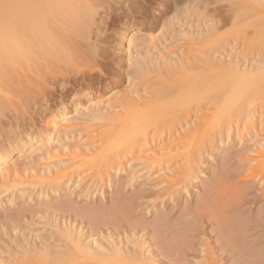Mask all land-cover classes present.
<instances>
[{"label":"bare ground","instance_id":"6f19581e","mask_svg":"<svg viewBox=\"0 0 264 264\" xmlns=\"http://www.w3.org/2000/svg\"><path fill=\"white\" fill-rule=\"evenodd\" d=\"M176 39L182 47H173ZM225 42L241 43V54L256 49L264 55V0H0V113L22 108L24 93L30 110L22 108L28 122L15 121L0 134L6 144L0 151V189L8 193L30 185L37 193L29 198L48 199L32 211L6 209L4 222L0 218V264H227L230 256L233 264H242L249 255L224 237L203 257L189 242H174L170 225L160 224V234L149 240V233H141L154 226L130 219L142 200L131 199L128 207L112 204L91 183L92 174L78 183L80 170L87 168L107 184L102 178L110 164L124 165V158L145 150L151 153L139 161L147 169L184 156L186 165L178 171L190 172L193 148L213 128L230 133L235 120L252 121L259 104L264 115V67L247 73L233 61H212L209 52H219ZM92 129L99 148L61 142ZM46 131L62 135L55 152L60 161L48 166L49 176L14 179L8 158L35 142V152L41 151L53 137L47 140ZM257 154L263 156L264 148ZM75 185L79 188L72 190ZM27 191L5 202L19 207ZM132 237L135 250L128 247ZM150 242L156 249L146 255Z\"/></svg>","mask_w":264,"mask_h":264},{"label":"rangeland","instance_id":"374dc122","mask_svg":"<svg viewBox=\"0 0 264 264\" xmlns=\"http://www.w3.org/2000/svg\"><path fill=\"white\" fill-rule=\"evenodd\" d=\"M99 22L104 21L100 20ZM109 33L113 34L112 32ZM175 41L180 43L175 42L176 44H173L174 48L176 46L177 48L182 47L183 43L180 39ZM242 50L243 46L241 43L234 42L231 44V42H225V47L220 50L222 56L219 55L220 51L215 53L211 51L209 56L212 61H218V58L233 61L242 67L240 72L256 73L258 68L264 67V55L260 57L256 55V49L251 50L249 55L241 54ZM171 57L174 56L172 55ZM127 85L124 84L121 89ZM14 94L15 99L21 97L17 93ZM21 98L22 108H27L26 110L30 111L27 94L24 93ZM209 102L212 101L209 100ZM261 106L262 104L258 105L260 107L259 112L256 111L252 121L247 122L245 118L235 120L230 133H228L226 127L213 128L209 136L200 141L197 148H193L190 172L178 171L186 165L184 156L178 157L172 164L167 163L156 170L151 167L147 169L144 163L139 161L140 158H146L151 153L149 150H145L131 157L124 158L122 160L124 165L120 163L110 164L108 166L109 172L105 171L102 178L107 181V184L101 182L98 171H90L87 168L80 170L81 177L78 183L83 184L82 180L92 174L91 183H98V190H105L112 204L117 201L125 203L124 205L127 206L131 203V199H134L133 201L142 200V205L130 215V219L141 224L146 222L154 226V229L152 227L141 233V235L149 233V240L154 234H160L158 231L160 224L170 225L172 226L169 229L170 238L180 244L189 242V248L192 251H196L199 257H203L206 253L208 254V251L219 248L221 244L218 243V240L220 237H224L227 241L234 243L237 246V250H244L243 252L249 255L243 259L242 264H264V181L262 180L264 175V155L260 157L257 154L258 150L262 151L264 148V115L260 114ZM22 108L15 105L12 109L8 107L4 112L0 113L1 135H5L7 129L12 128L13 122L29 121H27L28 115H25ZM29 124L27 123L28 127H32V124L30 126ZM66 124L65 120L59 126H66ZM41 127L46 130L45 123ZM88 131L82 132L78 140L73 138V140H63L61 142L64 144L68 142L69 145H73L76 149L78 147L82 149L85 145H88V147L83 148L84 150L99 148L101 140L96 138L97 133L92 132L94 131L93 129ZM101 131L98 130V133ZM47 132L45 134L48 140L47 137L53 136V132ZM60 138L62 139V135H54L49 143L50 145L46 144L45 148L38 152H35L38 142L28 144L23 148H16V151H13L14 153L12 152L13 154L7 160V163L14 170V179L18 180L20 178L17 174L25 179L35 178V176H49L45 175L48 172V166H52L59 160L55 152L57 150L60 151ZM5 145L4 139L0 138V151ZM49 154L52 155V158L49 157ZM63 160L66 161L67 158H63ZM70 164L72 163L69 162L68 165ZM33 169L35 170L33 171ZM253 170L254 174L252 175ZM90 185L87 190H89ZM70 186L68 189H70ZM21 187L8 193H3L2 189H0V218L2 222L5 220L4 213L10 210V207L13 210L11 213L16 214L24 210L21 208L22 206H26L32 211L41 204L43 196L40 198L36 196L35 199L29 198L37 193V189H34V186L25 185L27 188ZM75 188L79 187L75 185L72 190ZM25 189H28L27 195L25 194L18 201L19 207L11 203V200L6 203L9 195L14 196L18 190L24 191ZM145 191H149L151 195L145 197ZM154 193H156L155 197ZM157 195L158 198H156ZM97 196L98 200L101 201L102 195L97 194ZM47 201L48 199H45L42 203ZM51 203L53 204L54 201ZM81 205H85L84 202ZM108 206H110V203ZM7 208L9 209L6 210ZM141 211L146 212V214H143L145 215L144 217L142 213L137 215ZM143 219H146V221H143ZM203 219L205 222L202 221ZM250 219L253 223L249 222ZM32 221L36 222L34 219ZM39 222L42 221L39 220ZM110 232L108 230L106 234L108 233L109 235ZM16 233L18 234V232ZM104 236L107 237L106 235ZM107 238L113 242L112 238ZM135 238L132 237L128 244V247L132 250H135ZM140 243L142 245V242ZM150 243H153V247L146 252V255L151 254L156 249L155 243ZM250 246L251 249L248 248ZM147 247H149V243ZM172 249L175 251V247ZM143 250L146 251L145 248ZM189 262L195 263L192 259H189ZM233 263H235L234 257H228L227 264ZM198 264L208 263L201 262Z\"/></svg>","mask_w":264,"mask_h":264}]
</instances>
